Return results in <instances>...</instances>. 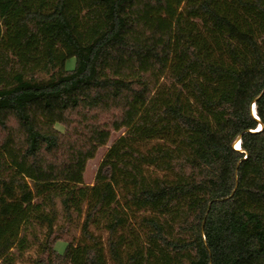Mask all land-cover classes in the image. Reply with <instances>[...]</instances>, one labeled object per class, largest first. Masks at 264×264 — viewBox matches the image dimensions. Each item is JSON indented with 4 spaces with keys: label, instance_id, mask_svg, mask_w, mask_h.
Wrapping results in <instances>:
<instances>
[{
    "label": "trees",
    "instance_id": "obj_1",
    "mask_svg": "<svg viewBox=\"0 0 264 264\" xmlns=\"http://www.w3.org/2000/svg\"><path fill=\"white\" fill-rule=\"evenodd\" d=\"M33 247L264 264V0H0V264Z\"/></svg>",
    "mask_w": 264,
    "mask_h": 264
},
{
    "label": "rangeland",
    "instance_id": "obj_2",
    "mask_svg": "<svg viewBox=\"0 0 264 264\" xmlns=\"http://www.w3.org/2000/svg\"><path fill=\"white\" fill-rule=\"evenodd\" d=\"M73 65H74V60H71L68 64V66L72 67ZM58 128L63 129V127L61 125H58ZM123 132H124V129L120 130V131H113L111 138H110V141H109V144L100 147L96 156L88 162L86 172H85V182L87 184H93L97 168H98L104 154L106 153V151L110 147V145L113 143V141H115L120 135H122ZM61 215H62V212H61ZM72 231H73V233L79 235V233H80L79 225H77L76 228L74 227ZM65 247H66L65 241H58L56 243V249L59 252H63L65 250ZM35 256H36V248L33 247L25 253L23 258H21V259L19 258L17 264H31L30 259H31V257H35Z\"/></svg>",
    "mask_w": 264,
    "mask_h": 264
},
{
    "label": "water",
    "instance_id": "obj_3",
    "mask_svg": "<svg viewBox=\"0 0 264 264\" xmlns=\"http://www.w3.org/2000/svg\"><path fill=\"white\" fill-rule=\"evenodd\" d=\"M253 107H254V105H253ZM253 107H252L253 114H254V116L258 119V117H257V115H256V109H254ZM260 126H262V124H260ZM240 141H241V136H239V137L235 140V142H234V147H235V148H236L237 143L239 144V146H241ZM237 149H240V148H237Z\"/></svg>",
    "mask_w": 264,
    "mask_h": 264
},
{
    "label": "bare ground",
    "instance_id": "obj_4",
    "mask_svg": "<svg viewBox=\"0 0 264 264\" xmlns=\"http://www.w3.org/2000/svg\"><path fill=\"white\" fill-rule=\"evenodd\" d=\"M254 109H255V106L253 107ZM240 146H239V144L237 143V145H236V148H239Z\"/></svg>",
    "mask_w": 264,
    "mask_h": 264
},
{
    "label": "clouds",
    "instance_id": "obj_5",
    "mask_svg": "<svg viewBox=\"0 0 264 264\" xmlns=\"http://www.w3.org/2000/svg\"><path fill=\"white\" fill-rule=\"evenodd\" d=\"M259 127H261V126H259Z\"/></svg>",
    "mask_w": 264,
    "mask_h": 264
}]
</instances>
